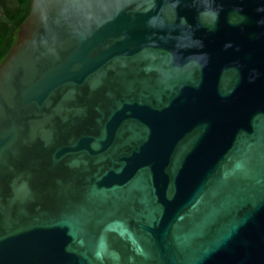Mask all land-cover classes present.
<instances>
[{
    "label": "water",
    "instance_id": "water-1",
    "mask_svg": "<svg viewBox=\"0 0 264 264\" xmlns=\"http://www.w3.org/2000/svg\"><path fill=\"white\" fill-rule=\"evenodd\" d=\"M0 264H264V0H31Z\"/></svg>",
    "mask_w": 264,
    "mask_h": 264
},
{
    "label": "trees",
    "instance_id": "trees-1",
    "mask_svg": "<svg viewBox=\"0 0 264 264\" xmlns=\"http://www.w3.org/2000/svg\"><path fill=\"white\" fill-rule=\"evenodd\" d=\"M31 0H0V64L13 45L19 26L27 19Z\"/></svg>",
    "mask_w": 264,
    "mask_h": 264
},
{
    "label": "clouds",
    "instance_id": "clouds-1",
    "mask_svg": "<svg viewBox=\"0 0 264 264\" xmlns=\"http://www.w3.org/2000/svg\"><path fill=\"white\" fill-rule=\"evenodd\" d=\"M218 12L214 9H209V8H206L204 9L201 13H200V16L201 17H204V18H210V20L212 22H214L217 18H218ZM154 19L155 18H151L149 20V24L151 25H154ZM184 21L186 22V18H184Z\"/></svg>",
    "mask_w": 264,
    "mask_h": 264
}]
</instances>
